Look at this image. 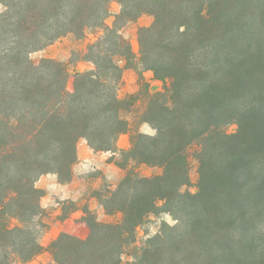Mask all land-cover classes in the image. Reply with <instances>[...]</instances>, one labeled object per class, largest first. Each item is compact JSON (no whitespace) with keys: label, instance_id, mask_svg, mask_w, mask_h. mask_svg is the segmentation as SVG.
Returning <instances> with one entry per match:
<instances>
[{"label":"trees","instance_id":"trees-1","mask_svg":"<svg viewBox=\"0 0 264 264\" xmlns=\"http://www.w3.org/2000/svg\"><path fill=\"white\" fill-rule=\"evenodd\" d=\"M122 9L112 26L110 5ZM0 264H29L48 225L38 187L44 175L72 179L77 148L120 151L129 163L116 187L95 192L116 223L88 212L87 239L61 233L55 264H264V0H0ZM140 64L162 88L122 98V29L143 15ZM102 35L93 69L68 89L64 63L31 55L68 34ZM142 101L143 103L139 102ZM237 126L235 133L226 127ZM148 125L153 133L140 131ZM130 135V148L118 141ZM198 162L195 193L189 157ZM174 217L135 246L138 228L159 211ZM129 249V252L125 250Z\"/></svg>","mask_w":264,"mask_h":264},{"label":"rangeland","instance_id":"rangeland-1","mask_svg":"<svg viewBox=\"0 0 264 264\" xmlns=\"http://www.w3.org/2000/svg\"><path fill=\"white\" fill-rule=\"evenodd\" d=\"M2 6L0 5V11L2 10ZM121 5L118 2H112L110 5V12L109 17L107 19V24L112 26L116 16L121 12ZM154 18L150 15H143L139 19L130 22L122 29L123 36L130 42L132 49H133V57L130 60L123 59L120 65L123 67V80L119 90V95L122 98H126L129 95L137 94L143 91L145 88L143 85H147L148 89L151 92L158 91L162 88V83L154 78V75L151 71L145 70L140 64V44L138 40V31L141 27H149L152 25ZM102 35V31L100 30H88L85 33V36L79 38L74 34H68L53 45H50L45 50L33 53L31 55V59L35 64H40V62L44 58H51L58 60L64 63L67 67L69 73V81H68V89L69 91H74L75 79L76 75L79 72H85L94 68L93 64L86 59V52L88 47L95 43L98 38ZM62 59H61V58ZM143 103L142 101L139 102ZM228 133H235L237 130V126L234 124L228 125L226 127ZM140 131L144 133L151 134L153 133L152 129L148 125H143L140 128ZM81 143H84L82 140ZM130 135L124 134L120 137L118 141V147L120 150H126L130 148ZM111 155V159H116L117 162H123V157H121L120 151L117 152L116 155L109 152ZM110 157V156H109ZM189 169H190V184L185 186L182 190L183 193L185 192H192L195 193L197 191V184L199 179L198 173V162L192 156L189 157ZM117 170L114 171V179L117 178V172H122L126 175L127 170L135 169L139 172L141 176L144 177H153L156 174L160 173L159 169L151 168L146 165H136L135 163L130 162L128 169H122L119 166L116 168ZM99 188L110 185L111 187H116L119 182H111L109 178L105 175L97 174ZM100 181V182H99ZM38 186L46 187L45 192L47 191L48 194L52 192V177L44 176L38 181ZM104 188H101L100 191H103ZM48 205V204H45ZM101 206V205H100ZM102 209V210H101ZM100 212V221L104 222H111L116 223L120 220V215H112V216H105L103 211L104 209L101 206ZM51 207L45 206L44 208V215L43 221L48 225V233L47 230L43 234L40 239V246L37 250V254L35 258L29 264H55L52 258V254L50 251V245L52 243V230L56 228L53 227L55 224L53 218L50 216ZM176 222L174 217L168 213L159 211L158 213L151 214L145 220L144 224L141 225L137 230V238L135 246H140L144 241L149 239L150 237L156 235L166 224L167 225H174ZM72 233H77L73 227H70ZM84 236L82 232L77 233V235ZM87 234V233H86ZM78 235V237H79ZM129 252V249L125 250ZM123 262L124 264H129L132 262V258L128 254L123 255Z\"/></svg>","mask_w":264,"mask_h":264},{"label":"crops","instance_id":"crops-1","mask_svg":"<svg viewBox=\"0 0 264 264\" xmlns=\"http://www.w3.org/2000/svg\"><path fill=\"white\" fill-rule=\"evenodd\" d=\"M81 141L77 148L78 158L73 166L72 179L62 183L55 174L44 175L52 177L53 184H51V187L53 189L50 194L47 191L45 192L46 187L38 186L45 192L41 201L42 206L43 208L45 206L51 207L50 216L55 222L53 227L56 229L51 232L52 241L61 233H67L80 239H87L90 233V229L85 222L87 213L90 212L96 215L98 220H101V206L95 197V192L99 188L96 175L102 173L113 183L120 182L125 176L122 172H117V178L115 177L114 179L113 174L118 167L116 164L117 160L111 159V155H109L110 157L108 156L109 152H96L86 140H83L84 143H81ZM113 154L116 155L117 153ZM103 213L106 216L104 211ZM70 227H73L76 232L78 231L77 233L83 231L85 235L80 237L78 234V237L77 233H72ZM46 233H48V230Z\"/></svg>","mask_w":264,"mask_h":264}]
</instances>
